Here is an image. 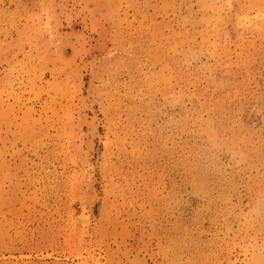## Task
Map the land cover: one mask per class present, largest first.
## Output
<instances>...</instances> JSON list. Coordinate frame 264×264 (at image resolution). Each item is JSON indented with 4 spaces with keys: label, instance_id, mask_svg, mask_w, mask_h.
Returning <instances> with one entry per match:
<instances>
[{
    "label": "rangeland",
    "instance_id": "1",
    "mask_svg": "<svg viewBox=\"0 0 264 264\" xmlns=\"http://www.w3.org/2000/svg\"><path fill=\"white\" fill-rule=\"evenodd\" d=\"M0 264H264V0H0Z\"/></svg>",
    "mask_w": 264,
    "mask_h": 264
}]
</instances>
